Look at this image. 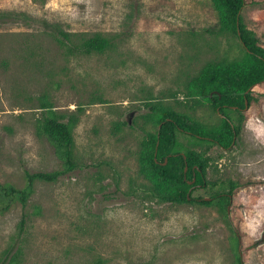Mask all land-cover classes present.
<instances>
[{
    "label": "rangeland",
    "instance_id": "1",
    "mask_svg": "<svg viewBox=\"0 0 264 264\" xmlns=\"http://www.w3.org/2000/svg\"><path fill=\"white\" fill-rule=\"evenodd\" d=\"M0 13V186L62 167L35 131L43 104L76 118L75 169L36 180L25 208L16 201L0 214V257L26 212L20 264H264V81L228 148L177 134L174 150L208 162L210 184L192 196L232 191L229 202L173 204L144 192L153 184L143 143L160 116L149 106L220 130L224 115L198 94L195 76L208 62L247 63L214 0H0ZM241 15L264 46V3ZM58 31L75 45L95 33L109 45L70 51Z\"/></svg>",
    "mask_w": 264,
    "mask_h": 264
},
{
    "label": "trees",
    "instance_id": "2",
    "mask_svg": "<svg viewBox=\"0 0 264 264\" xmlns=\"http://www.w3.org/2000/svg\"><path fill=\"white\" fill-rule=\"evenodd\" d=\"M44 2L45 0H34ZM220 15V29L232 32L239 39L245 52L247 63L230 61L208 62L195 76L194 85L200 96L212 103L215 111L224 115L220 130L205 129L200 123L192 121L184 114L174 110L149 106L150 111L159 112L156 119L158 127L155 133H148L143 143V170L153 185L146 184L144 192L155 196L162 202L179 204L183 202L207 205L213 200L229 202V193L216 192L209 199L193 197L191 192L198 187H205L210 182L206 179L207 158L191 148L174 150L177 134L201 143L217 144L228 148L241 131V111L252 101L251 89L264 81V46L253 31L242 22V9L264 0H214ZM6 18L0 13V22ZM57 40L70 51L80 49L85 52L103 51L108 40L98 33L82 34L80 44L73 42V33L58 31ZM41 115L36 119V134L45 137L54 147L61 160V168L51 171L25 172L26 183L17 188L11 184L0 186V214L11 204L19 201L25 208L33 192L36 180L54 182L60 176L75 169L74 138L72 135L75 117L65 120L51 107L43 104ZM234 113V114H232ZM166 159V162H164ZM27 218L23 212L18 223L15 239L8 244L0 257V264H20L23 250L18 244ZM258 242H254L253 245ZM238 263L242 264L240 256Z\"/></svg>",
    "mask_w": 264,
    "mask_h": 264
},
{
    "label": "water",
    "instance_id": "3",
    "mask_svg": "<svg viewBox=\"0 0 264 264\" xmlns=\"http://www.w3.org/2000/svg\"><path fill=\"white\" fill-rule=\"evenodd\" d=\"M246 108H247V105H246V103H245V109H246ZM164 162H166V159H165ZM205 199H209V198L205 197Z\"/></svg>",
    "mask_w": 264,
    "mask_h": 264
}]
</instances>
